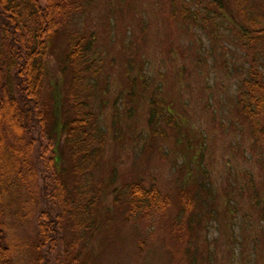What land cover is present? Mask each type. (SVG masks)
Segmentation results:
<instances>
[{"label": "trees", "instance_id": "16d2710c", "mask_svg": "<svg viewBox=\"0 0 264 264\" xmlns=\"http://www.w3.org/2000/svg\"><path fill=\"white\" fill-rule=\"evenodd\" d=\"M93 2L0 0V264H23L27 256L32 258L30 264H82L74 252L81 239L72 247L65 229L75 228L68 223H94L95 202L84 208V192L77 188L72 192L62 159H68L69 173L88 179L107 138L98 108L109 102L108 55L99 48L101 31H87L82 25L91 15ZM169 3V19L179 21L191 35L200 30L215 41L231 39L242 48L244 63L228 66L233 74L243 75L235 107L254 138L264 141V0ZM138 19L143 33L149 19L142 15ZM108 26L113 29L112 19L105 20L104 28ZM60 33L67 37V45L53 73L50 57ZM132 42L122 39L124 49ZM201 43L203 51L193 40L188 43L199 62L213 54L211 47ZM110 61L115 64V57ZM122 74L125 83L114 103L116 136L125 137L122 114L140 105L150 127L143 131L145 137L174 135L178 147L196 159L202 143L188 129L185 108L172 96L175 89L157 81L139 51L138 55L125 53ZM200 191L215 193L205 181L183 183L174 202L156 184L146 186L137 180L121 189L115 204L135 223H156L155 217L167 216L172 264H200L194 235L201 223L217 216L214 203L202 198ZM90 206L91 211H86ZM173 207L177 210L171 215ZM26 224L33 226L31 239L23 234ZM210 259L205 254L201 262L209 264Z\"/></svg>", "mask_w": 264, "mask_h": 264}, {"label": "rangeland", "instance_id": "374dc122", "mask_svg": "<svg viewBox=\"0 0 264 264\" xmlns=\"http://www.w3.org/2000/svg\"><path fill=\"white\" fill-rule=\"evenodd\" d=\"M169 12V0H94L91 15L82 23L87 31H101L99 48L108 55L106 70L111 90L108 104L98 108L107 138L98 163L89 170V178L79 180L69 173L68 159H62L72 192L76 188L84 192V208L93 200L96 216L94 223H68L75 228L67 226L66 240L74 247L81 239L74 252L82 264H172L169 223H164L168 217L157 216L156 223H135L119 211L115 198L124 186L141 180L146 186L156 184L177 202L183 183L205 181L215 193L200 191V195L214 203L217 216L201 223L194 235L200 264L205 254L211 255L209 264H264V141L254 138L249 123L235 107L243 75L233 74L228 68L244 63L242 48L231 39L215 41L200 30L191 35L179 21L169 19ZM140 15L150 22L143 33L138 25ZM108 19L113 20V29L104 28ZM129 38L133 44L125 50L122 39ZM192 40L197 49L203 51L202 41L213 54L197 61L195 50L188 46ZM66 45L67 37L60 33L50 57L53 73L59 68ZM138 51L147 58L157 81L175 89L172 96L178 106L185 108L187 127L202 143L196 159L178 147L174 135L145 137L143 133L150 127L140 105L122 114L125 137L116 136L114 103L125 83V53L138 55ZM112 56L115 64L110 61ZM88 209L91 211L92 206ZM176 210L173 207L171 215ZM23 234L33 238L32 224L24 226ZM31 260L27 256L23 264Z\"/></svg>", "mask_w": 264, "mask_h": 264}]
</instances>
